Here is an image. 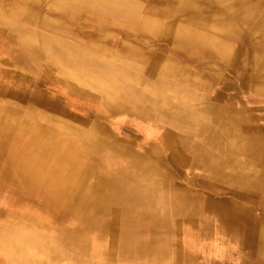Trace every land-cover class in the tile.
I'll return each instance as SVG.
<instances>
[{
  "label": "bare ground",
  "instance_id": "obj_1",
  "mask_svg": "<svg viewBox=\"0 0 264 264\" xmlns=\"http://www.w3.org/2000/svg\"><path fill=\"white\" fill-rule=\"evenodd\" d=\"M0 255L264 264V0H0Z\"/></svg>",
  "mask_w": 264,
  "mask_h": 264
},
{
  "label": "rangeland",
  "instance_id": "obj_2",
  "mask_svg": "<svg viewBox=\"0 0 264 264\" xmlns=\"http://www.w3.org/2000/svg\"><path fill=\"white\" fill-rule=\"evenodd\" d=\"M56 16H57V17H61L62 15H61V14H57ZM0 262H2V263H4V264H5V262H6L5 258H4L2 255H0Z\"/></svg>",
  "mask_w": 264,
  "mask_h": 264
}]
</instances>
